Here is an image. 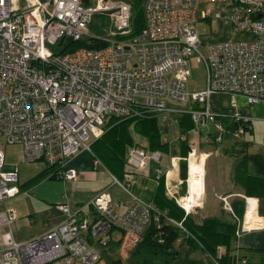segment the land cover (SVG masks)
Instances as JSON below:
<instances>
[{
  "label": "built area",
  "instance_id": "1",
  "mask_svg": "<svg viewBox=\"0 0 264 264\" xmlns=\"http://www.w3.org/2000/svg\"><path fill=\"white\" fill-rule=\"evenodd\" d=\"M16 1L0 0V201L19 193L16 166L6 168L3 144L18 145L21 162L41 160L57 178L74 181L77 172L68 160L90 151L89 134L97 138L110 119L160 113L167 109L165 99H190L195 103L188 111L194 129L212 121L216 133L208 141L219 142L224 128L216 118L230 116L235 136L244 132L248 120L237 112H211V94L240 95L249 104L264 102V0L231 1L226 14L210 11L211 3L226 0H142L143 25L134 35H128L130 7L125 2L21 0L19 8ZM200 4L206 5L201 18L224 19L233 34L244 38L207 44L206 55H201L193 27ZM94 13H105L113 27L110 35L121 39H100L103 46L87 44L60 52L64 41L82 39ZM195 53L204 64L206 84L190 92L188 61ZM187 146L188 158L194 148ZM158 160L157 152L140 146L126 149L121 179L109 174L110 182L130 195L121 212L104 190L74 210L58 203L54 207L65 219L24 242L1 230L9 222L0 212V264H108L104 252L112 242L114 254L126 259L150 216L157 220L160 215L152 203L129 191L137 171ZM100 166L92 155V168ZM156 173L158 177L160 171ZM182 198L175 202L188 213ZM249 227H262L253 213L248 222L241 220L235 236ZM220 255L218 248L211 264H217ZM233 264L245 260L236 257Z\"/></svg>",
  "mask_w": 264,
  "mask_h": 264
},
{
  "label": "crops",
  "instance_id": "2",
  "mask_svg": "<svg viewBox=\"0 0 264 264\" xmlns=\"http://www.w3.org/2000/svg\"><path fill=\"white\" fill-rule=\"evenodd\" d=\"M231 1L235 0L211 3V13H228ZM197 9L195 11L196 21L206 20L210 25L216 26L214 31H224L218 40L211 43L244 38V35L233 34L226 20L203 19L200 17L202 9L198 12ZM202 89L191 90L190 92ZM185 102V104L180 105L170 101L169 105L165 104L167 108L165 111L152 114L154 116L152 128H147L148 124L145 122H131L127 126L122 125L116 128L118 132L125 134L129 139V143L125 147L140 146L147 151L153 150L159 154L158 162H150L145 169L137 171L136 181L129 189L130 194L143 202L152 204H162L164 201H175L179 197H184L189 190V162L185 159L188 151L187 145L192 144L193 146L194 144V154L203 158V187L197 204H194L188 212L193 223L199 225L204 219L210 218L233 224V215L237 217L242 215V218L238 220L239 223L236 222L237 226L233 228L236 230L241 220H246L247 208L251 206L253 215L260 218L262 227H249L248 230L241 232L238 236H233L232 232L227 252L229 256H235L233 257L234 260L236 257L244 258L246 264H264V153L250 152L242 142L234 141L232 144L226 143L224 145L222 137L219 142L208 141V138L215 135L216 130H213L212 136L200 138L188 115V111L194 107L195 103L191 100ZM207 106L214 113L229 115L232 112H237L247 118L246 129H252L253 125L264 127L263 101L249 104L240 95L211 94L207 100ZM229 118L231 117H218L216 121L224 124L225 127L230 123V121L227 122ZM231 125L234 129L233 119ZM189 134H193V137H190ZM217 143H219L218 147L216 146ZM262 144L264 145V138ZM91 154L85 150L80 151L68 160L67 165L77 172L76 180L63 181L61 179L42 178L31 185L28 193L30 197L28 198L33 199L42 207L41 212H47L48 206H52L53 210L56 211L53 220L43 233L65 219V215L54 207L55 204L64 202L70 210H74L85 205L98 191L104 190L110 195L112 202L116 204V211L121 212L130 200L129 194L110 181L108 183L109 174L121 179L122 166L115 161L106 159L105 162L101 163L107 166L105 167L108 168L106 171L102 170L101 167L93 169ZM123 159L124 154H122ZM209 161L212 164L207 170ZM9 167L6 166V168ZM157 170L162 176L159 181ZM206 193L210 194L215 204L220 203L218 210L213 211V209L208 210L206 208L204 202ZM222 199L226 202L228 209L224 208ZM3 213L5 214V212ZM194 214L198 216L197 221L192 217ZM6 231L11 233L9 228ZM185 246L187 245L185 244ZM114 247L115 243L112 242L108 256L114 255V252L111 254ZM190 249L200 251L199 248ZM201 253V264H207L206 258L208 257L212 260V257L206 256L202 250Z\"/></svg>",
  "mask_w": 264,
  "mask_h": 264
},
{
  "label": "rangeland",
  "instance_id": "3",
  "mask_svg": "<svg viewBox=\"0 0 264 264\" xmlns=\"http://www.w3.org/2000/svg\"><path fill=\"white\" fill-rule=\"evenodd\" d=\"M111 2H126V0H111ZM16 5L20 8L22 6V1L17 0ZM206 7L204 4H200L197 12ZM196 33L199 36L200 44L198 45V52L205 56L206 55V45L218 40L221 37V34L224 31L221 30L214 31V27L210 25L206 20H198L193 25ZM113 31V27L111 21L105 13H94L91 16L90 22L85 27V34L82 39L84 41H93L94 39H104L107 41L120 40L121 38L112 37L110 33ZM264 38V34L262 35ZM51 49L56 50V47L53 46ZM189 70L190 75L186 82V89L198 90L205 87V67L201 59L198 57V54H193L189 58ZM185 101H190L187 99ZM175 102V104L183 105L186 102ZM185 102V103H184ZM166 105L170 104V101L165 99ZM243 117V116H242ZM230 123L224 128V132L221 134L224 145L226 143L232 144L234 141L242 142L250 152L264 153V145L262 144V140L264 138V127L263 126H252V129H245L244 132L240 135H233V127L231 125L232 118H229L227 122ZM214 123L212 121H208L204 126L199 127L195 132L200 138H204L205 136L213 135ZM196 134L195 136L198 137ZM190 137H193V134H189ZM194 136V137H195ZM94 138L89 134V138L87 143H92ZM219 143L216 144V146ZM194 146V144H193ZM206 146V144H204ZM215 146V147H216ZM195 147V146H194ZM218 147V146H217ZM91 149L95 151V146L91 145ZM2 151L4 154V164L6 166H16V175H17V183L15 184L19 187V193L14 195L11 198H4L0 201V211L5 212L7 219L9 220L8 227L5 226L1 228L2 231H6L8 228L11 230L12 237L16 242H24L29 240L30 238L43 234L45 228L50 225V222L53 220V216H55L56 211L53 210L52 206H48L49 210L47 212H41L42 207L33 199H29L30 195L29 189L31 185L38 182L39 179H35L36 176L45 172V163L43 161H34V162H21L20 161V147L15 144H3ZM86 151V150H85ZM87 153H92V151H86ZM92 155V154H91ZM211 160V159H210ZM212 164L211 161L208 162L207 170L210 168ZM101 169L106 171L107 167L105 164H101ZM99 167V168H100ZM208 178V176H207ZM110 181V176L108 183ZM212 197L210 194L205 195L204 202L206 203V208L213 209L216 211L219 209V204H215L212 201ZM193 219L198 220V216L194 214ZM5 229V230H4ZM115 240L117 239L118 233L115 232L113 234ZM110 246L108 247V249ZM174 248L177 250V254L174 258H170L165 260H160L155 258L160 264H201L202 261V253L200 251H193L185 244L181 245L179 243L174 244ZM113 250V249H112ZM109 251V250H108ZM108 251H105L104 254L108 260V264H111L110 261L118 260L119 264H129L127 259H119L117 255L108 256ZM114 251H111L113 254ZM207 264H211L212 260L208 257L206 258ZM205 264V263H203Z\"/></svg>",
  "mask_w": 264,
  "mask_h": 264
},
{
  "label": "trees",
  "instance_id": "4",
  "mask_svg": "<svg viewBox=\"0 0 264 264\" xmlns=\"http://www.w3.org/2000/svg\"><path fill=\"white\" fill-rule=\"evenodd\" d=\"M125 3H128L130 7V31L128 35H134L140 31L143 25L141 10L142 0H126ZM87 44H89V47H100L103 46L105 42L97 38L87 42L83 39L75 41L68 40L64 41L59 51H73L80 46L88 47ZM153 118L154 116L152 114H147L141 117L126 118L120 121L110 119L103 127V132L89 144L92 155L96 157L100 163L105 162L106 159L115 161L122 166L123 173L125 171V152L126 149L130 147H125V145L129 143V139L125 134L118 132L116 128L122 125L127 126L131 122H145L148 124L147 128H152ZM91 145L95 146V151L91 149ZM187 149L189 151L188 146ZM188 151L185 159L187 158ZM148 152H153V150ZM122 154H124L123 160ZM45 167V172L36 176L35 179H39L40 177L59 179L55 174H51V168ZM161 177V175L158 176V181ZM171 201H164L162 204L153 203L156 210L160 212V215L157 220H154L153 214L150 216L141 234L140 241L129 252L126 258L128 263L160 264L155 258L163 260L164 262L167 259L174 258L176 255L174 244L184 243L192 249L199 248L206 256L210 257H215L217 249L220 248L221 255L217 259V264H233V257L235 256H229L227 250L229 248L232 232L233 236H235V230H233V228L237 226L236 221L233 219V224H229L216 219L207 218L204 219L201 224L196 225L193 223L189 213H185L174 200ZM233 218L240 220L242 215L239 217L233 215ZM175 223H180V227ZM110 263L119 264V261L111 260Z\"/></svg>",
  "mask_w": 264,
  "mask_h": 264
},
{
  "label": "bare ground",
  "instance_id": "5",
  "mask_svg": "<svg viewBox=\"0 0 264 264\" xmlns=\"http://www.w3.org/2000/svg\"><path fill=\"white\" fill-rule=\"evenodd\" d=\"M202 156H196L195 154L190 153L187 161L189 162V171H188V186L189 190L187 194L181 199L182 206L189 211L190 208L197 204L203 187V169H202ZM248 206L246 211V222H248L252 210Z\"/></svg>",
  "mask_w": 264,
  "mask_h": 264
},
{
  "label": "water",
  "instance_id": "6",
  "mask_svg": "<svg viewBox=\"0 0 264 264\" xmlns=\"http://www.w3.org/2000/svg\"><path fill=\"white\" fill-rule=\"evenodd\" d=\"M257 17H260V15H258Z\"/></svg>",
  "mask_w": 264,
  "mask_h": 264
}]
</instances>
